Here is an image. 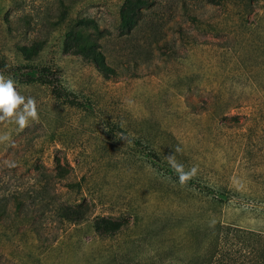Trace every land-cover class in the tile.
<instances>
[{
	"label": "rangeland",
	"instance_id": "1",
	"mask_svg": "<svg viewBox=\"0 0 264 264\" xmlns=\"http://www.w3.org/2000/svg\"><path fill=\"white\" fill-rule=\"evenodd\" d=\"M0 74L39 115L0 124V264H264V0H0Z\"/></svg>",
	"mask_w": 264,
	"mask_h": 264
},
{
	"label": "trees",
	"instance_id": "2",
	"mask_svg": "<svg viewBox=\"0 0 264 264\" xmlns=\"http://www.w3.org/2000/svg\"><path fill=\"white\" fill-rule=\"evenodd\" d=\"M57 164V172L53 175L54 177H59L60 179H66V169L61 165L60 160H56ZM34 190L30 191L31 197H36L37 199L41 200V202L49 204L53 203L51 201V197H49V191H51V177L44 176L38 180V183L35 184ZM8 202L5 205L0 206V219L5 217H11L12 214H15L17 217H23L25 219L31 218L29 213H24L26 209V196L23 192L13 193L11 198L7 200ZM10 204V205H9ZM78 207H74V205L67 204V203H58L55 206V215L59 218V220L63 223L68 222L72 224H81L88 221L89 218V209L87 206L82 205L81 203L78 204ZM22 214V215H21ZM104 221V220H103ZM106 222V221H104ZM96 223V222H95ZM111 224L109 226L110 232L115 233L118 228L115 222H107ZM97 224V223H96ZM117 225V226H116ZM233 228V229H232ZM231 229L235 230L236 232H241V228L232 227L230 225L224 224L222 222H217L215 227L213 228L212 235L216 236H230ZM207 230V229H204Z\"/></svg>",
	"mask_w": 264,
	"mask_h": 264
},
{
	"label": "clouds",
	"instance_id": "3",
	"mask_svg": "<svg viewBox=\"0 0 264 264\" xmlns=\"http://www.w3.org/2000/svg\"><path fill=\"white\" fill-rule=\"evenodd\" d=\"M39 119L37 103L32 97H26L17 90L16 82L11 77L0 74V124H16L21 130L28 126L29 121ZM9 137L0 135V142L7 141ZM177 147L174 153L167 156L169 165L178 176L179 184L185 187L193 179L198 169L193 166L189 171H185L184 165L176 161L175 153L181 152Z\"/></svg>",
	"mask_w": 264,
	"mask_h": 264
}]
</instances>
